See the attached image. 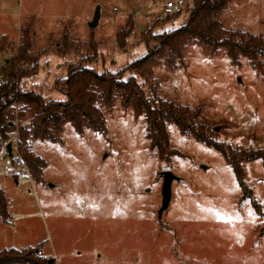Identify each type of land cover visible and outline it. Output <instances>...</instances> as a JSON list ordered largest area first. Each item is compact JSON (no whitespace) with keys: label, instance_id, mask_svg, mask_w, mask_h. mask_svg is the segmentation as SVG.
I'll return each instance as SVG.
<instances>
[{"label":"rangeland","instance_id":"rangeland-1","mask_svg":"<svg viewBox=\"0 0 264 264\" xmlns=\"http://www.w3.org/2000/svg\"><path fill=\"white\" fill-rule=\"evenodd\" d=\"M166 1L0 0V66L28 31L39 68L19 87L41 94L44 103L64 102L62 82L82 58L92 59L98 74H116L155 49L145 38L184 26L193 0L180 15H166ZM98 6L99 24L91 28ZM218 20L228 31L264 38V0H230ZM65 39L75 51H66ZM136 80L150 97L198 110L210 140L236 152L246 189L221 151L173 123L167 131L178 155L161 160L145 116L119 92L110 105L98 102L102 132H77L67 122L52 141L30 143L42 162L36 175L31 169L30 176L5 175L6 165L24 160L17 129L30 115L19 120L16 105L15 132L0 154L12 144V157H0L10 214L1 224L0 250L39 248L55 264H264V52L233 59L225 47L191 38L157 58L147 80ZM166 170L180 180L159 219Z\"/></svg>","mask_w":264,"mask_h":264},{"label":"trees","instance_id":"trees-1","mask_svg":"<svg viewBox=\"0 0 264 264\" xmlns=\"http://www.w3.org/2000/svg\"><path fill=\"white\" fill-rule=\"evenodd\" d=\"M229 1L193 0V9L184 26L170 33L145 38L144 42L148 45L152 41L157 43L155 49L134 60L123 71L116 74H98L90 68L93 60L82 58L77 66L71 67L66 80L62 82L61 91L65 95L64 102L52 100L44 103L41 94L34 91L26 92L19 87V82L23 78L32 74L36 75L40 60L31 55L32 38L30 33L24 30L22 42L13 58L0 66V154L3 144H6L11 134L15 132L16 121L13 111L16 105L19 107V120L27 114L30 115L28 125H18L17 147L31 171L36 175L37 167L42 162L32 157L30 143L34 140L52 141L54 135L60 132L67 122L77 132H82L85 128L102 132L103 117L98 102L103 101L110 105L114 94L119 92L127 106L132 107L136 114L145 116L148 138L161 160L169 162L172 156L178 155V152L170 146L167 131V124L173 123L182 133L192 135L221 151L226 161L232 165L238 182L245 190L244 173L236 152L228 146L210 140L207 134L208 128L200 121L198 110L175 104L156 94L150 97L136 80V75L147 80L157 58L162 57L166 51L178 52L191 38L197 39L211 49L225 47L233 59L237 54H242L253 60L259 52H264V38L228 31L219 22L218 19ZM119 38L120 33L117 36V39ZM64 41L66 51L70 48L73 52L72 44L69 47V42L66 39ZM94 51V59H96V48ZM59 53L64 55L63 51ZM20 63L23 65L20 66ZM127 72H130V76L124 80ZM6 155L12 157V153L9 154L8 151ZM249 158L256 159L259 156ZM0 217L4 221L10 217L8 200L1 188ZM38 251H40L39 248L4 249L0 251V264H55L52 258L38 256Z\"/></svg>","mask_w":264,"mask_h":264},{"label":"built area","instance_id":"built-area-1","mask_svg":"<svg viewBox=\"0 0 264 264\" xmlns=\"http://www.w3.org/2000/svg\"><path fill=\"white\" fill-rule=\"evenodd\" d=\"M191 7L187 4L186 0H167L164 4V13L166 15L182 14L185 10H190ZM13 153V150H12ZM13 155V154H12ZM17 157V156H16ZM5 175H27L30 176V168L21 156L17 157L11 166L4 167ZM38 256H42V250L38 251Z\"/></svg>","mask_w":264,"mask_h":264},{"label":"water","instance_id":"water-1","mask_svg":"<svg viewBox=\"0 0 264 264\" xmlns=\"http://www.w3.org/2000/svg\"><path fill=\"white\" fill-rule=\"evenodd\" d=\"M101 16V8L98 6L95 10L94 16L92 18V21L89 23V26L91 28H95L99 24ZM216 131L220 130V127L215 128ZM6 150L9 154L12 153V144L8 143L6 145ZM161 177L163 179V185H162V202L161 207L158 211V218L161 219L163 213L169 208L171 199H172V183L174 181H179L180 178L176 177L170 170H166L161 172Z\"/></svg>","mask_w":264,"mask_h":264},{"label":"crops","instance_id":"crops-1","mask_svg":"<svg viewBox=\"0 0 264 264\" xmlns=\"http://www.w3.org/2000/svg\"><path fill=\"white\" fill-rule=\"evenodd\" d=\"M4 35H1L0 34V38L1 37H3ZM0 157H3L4 159H7L8 157L6 156V154L5 153H3ZM0 188H2V187H0ZM3 189V188H2ZM4 191V190H3ZM9 220V219H8ZM8 220H6V221H4L1 217H0V231H3L4 230V227L1 225V224H4V223H6V222H8ZM11 248H14V247H11ZM4 250V249H3ZM0 251H2V250H0ZM49 258H51V257H49Z\"/></svg>","mask_w":264,"mask_h":264}]
</instances>
